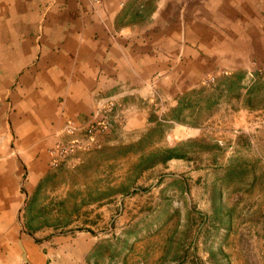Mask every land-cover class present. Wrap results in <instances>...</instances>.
<instances>
[{
	"label": "rangeland",
	"instance_id": "rangeland-1",
	"mask_svg": "<svg viewBox=\"0 0 264 264\" xmlns=\"http://www.w3.org/2000/svg\"><path fill=\"white\" fill-rule=\"evenodd\" d=\"M157 1L185 17L184 0H134L130 19ZM192 1L197 21L229 18L223 0ZM200 63L192 89L155 91L143 119L99 106L84 144L50 154L17 215L22 264L25 241L44 264H264V52Z\"/></svg>",
	"mask_w": 264,
	"mask_h": 264
},
{
	"label": "crops",
	"instance_id": "crops-1",
	"mask_svg": "<svg viewBox=\"0 0 264 264\" xmlns=\"http://www.w3.org/2000/svg\"><path fill=\"white\" fill-rule=\"evenodd\" d=\"M132 1L0 0V264H22V203L47 174L50 154L85 143L99 106L123 103L143 119L155 91L173 98L194 87V59L202 66L208 57L264 52V18L250 17L264 0H223L229 18L212 22L193 19L192 0H184V18L162 16L157 1L135 23ZM23 247L29 264H44L31 242Z\"/></svg>",
	"mask_w": 264,
	"mask_h": 264
},
{
	"label": "built area",
	"instance_id": "built-area-1",
	"mask_svg": "<svg viewBox=\"0 0 264 264\" xmlns=\"http://www.w3.org/2000/svg\"><path fill=\"white\" fill-rule=\"evenodd\" d=\"M94 1H100V0H94ZM93 128H94V126L92 124H89L87 126V129H88L89 132H91L93 130Z\"/></svg>",
	"mask_w": 264,
	"mask_h": 264
},
{
	"label": "trees",
	"instance_id": "trees-1",
	"mask_svg": "<svg viewBox=\"0 0 264 264\" xmlns=\"http://www.w3.org/2000/svg\"><path fill=\"white\" fill-rule=\"evenodd\" d=\"M166 157H167V159L172 158V157H174V154H168Z\"/></svg>",
	"mask_w": 264,
	"mask_h": 264
}]
</instances>
